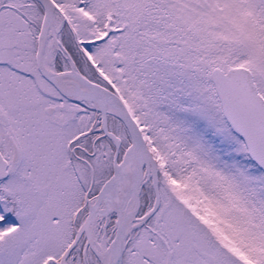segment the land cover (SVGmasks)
I'll return each mask as SVG.
<instances>
[{
    "label": "snow or ice",
    "instance_id": "snow-or-ice-1",
    "mask_svg": "<svg viewBox=\"0 0 264 264\" xmlns=\"http://www.w3.org/2000/svg\"><path fill=\"white\" fill-rule=\"evenodd\" d=\"M0 264H264V0H0Z\"/></svg>",
    "mask_w": 264,
    "mask_h": 264
}]
</instances>
